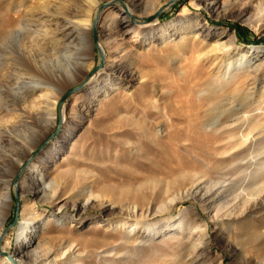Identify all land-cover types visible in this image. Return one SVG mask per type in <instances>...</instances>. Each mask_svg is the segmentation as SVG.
I'll use <instances>...</instances> for the list:
<instances>
[{"label": "rangeland", "instance_id": "1", "mask_svg": "<svg viewBox=\"0 0 264 264\" xmlns=\"http://www.w3.org/2000/svg\"><path fill=\"white\" fill-rule=\"evenodd\" d=\"M11 1L24 28L7 51L37 63L58 104L52 124L46 92L17 97L0 82V192L9 201L0 210V264L31 263L44 246L50 264H264V164L252 143L236 146L223 127L230 110L264 126V0H219L215 9L203 0ZM128 6L136 12L125 18ZM90 12L93 24L80 33L52 20ZM155 20L164 33L144 34ZM28 28L74 37L78 54L58 59L44 36L31 42ZM232 40L230 59L215 63L211 46ZM114 57L110 78L91 81ZM37 94L34 119L24 107ZM194 166L204 170V202L159 209L166 196L150 180L165 184ZM51 186L55 200L45 193ZM26 202L42 211L38 222L25 223ZM152 205L135 242L129 220Z\"/></svg>", "mask_w": 264, "mask_h": 264}, {"label": "bare ground", "instance_id": "2", "mask_svg": "<svg viewBox=\"0 0 264 264\" xmlns=\"http://www.w3.org/2000/svg\"><path fill=\"white\" fill-rule=\"evenodd\" d=\"M88 1L93 2L94 0H88ZM203 1H204L203 2L204 6L207 9H211V8L215 9L219 4V0H203ZM237 1L241 2L243 5H246L248 3L247 0H237ZM12 4H13V2L11 0H0V11H3V13L5 15V17L1 16L2 18L0 20V61H1L0 62V82L4 81L5 82L4 85L6 86V89L9 92H14L17 97L22 96V94H24V93H27L28 95L31 96L37 92H43V91L46 92L47 99H46L45 103L47 104L48 107H50V110H51L50 121L52 124H55L56 123V109H57L58 99L51 100L52 96L49 95L50 92H55V90H56L55 86L49 81V79L46 76L41 75L39 73V71H40L39 66L37 65V63L34 60L28 61V62L23 61L22 59H20V56L15 57L12 55V52L8 53V51H7V46H6L7 43H9L10 40L15 38L17 34L19 35L20 32L24 28L22 25H20L19 28H16L15 19L11 15V10L14 6ZM43 7L48 12H50V7L48 4H44ZM19 10H20V8H19ZM20 12H22V11H20ZM135 12H136V9H134L131 6H128V8L126 10L125 18H130V15L134 14ZM48 16H50V15H48ZM52 20H55L57 29H59V30L65 29L67 27V23H70V24H73L75 28H77L79 33L84 32V30H86V28L91 27L93 24L92 18H91V12H90V14L87 15V17L82 18L79 21L73 20L72 18H69L66 15L62 19L61 18H52ZM187 21H189V19L181 20L183 27H185V25L187 24L186 23ZM157 24H158L157 20L146 23L143 26L145 28L144 34H149V33L151 34V33H154L156 31L158 32L161 30H162V33H164V30L163 29L160 30V28L157 27L158 26ZM171 25L174 26L175 23L173 22V23H171ZM28 30L30 31V38H31V42H33V43H35L36 40L39 39V36H44L43 39H48L46 41L47 46L51 47L52 54H55L58 57V59H60V60L70 59L74 55L78 54V52L74 51L76 44H77V40L74 41V37H72L68 41H66L62 37L57 38L55 36H51V34L48 30H41L39 28L38 29L28 28ZM137 33L140 36L139 30L137 31ZM142 37H143V35H142ZM233 44H234L233 40L229 41V42H225V41L218 42V41H216L211 46L212 47L211 48V52H212L211 56H213L214 60H216L215 63L228 61L230 59L231 55L234 53ZM100 45H101L103 51H105L104 43L101 42ZM121 47H122V44L118 42L117 45L114 46V49L117 51V50H120ZM254 49H259V47H254ZM210 53H209V55H210ZM203 56H205V55H203ZM116 57H118V56H116ZM116 64H117V60L114 57L112 64L108 63L105 66V68L98 70L92 76L91 81H93L95 83L99 82L101 80L102 76H107L106 79L108 80L110 78L109 68L115 66ZM258 69H260V67H256L257 71H258ZM249 72H251V70ZM2 90L0 89V92ZM42 96H43V94H37L35 97H32V100L30 99L32 102L27 104L26 107H24V113L28 114L29 117H32L34 119L37 118L36 113L39 111V109L41 107L39 98ZM235 109H237V108H235ZM244 110H245V108H244ZM240 111H242V110H240ZM240 111H237V110L227 111L225 113V116H224L223 127H226V128L229 127V128L233 129V133H232L231 137L238 140L236 143L237 144L236 146L239 147L241 145L247 144L248 142L252 143L253 147H254L253 150L256 152L257 156H261V160L263 161V164H264V141H263V143L261 142V140H263V138H264V126L261 124L262 121H261V123L256 122V121L252 122V118L255 119V117H253V115H252V117L249 114L244 115ZM244 125H248V126L251 125L250 130L249 131L247 130L246 133H243V132L239 133V131L241 132V128ZM231 140H234V139H231ZM12 141H16V140L12 139ZM195 155H197V154H195ZM197 159H198V157H197ZM258 159H260V158H258ZM198 169H199V167L196 168V166H194V169H192V170H189V169L186 171L183 170V172L176 175V177L174 179L167 180L165 182V184H161V181L157 178L151 179L150 182L154 186V188L156 189L157 187H159L158 189L160 191L158 193L160 195L163 194L164 197L166 196V198H163L162 202L158 205V208L162 209V210L172 208V206L175 203H177V201L184 200V199L190 198V197H196V198L198 197L199 199H201L202 202H204L203 196H205L206 192H207V191H205L202 193V191L205 188V184H204L205 183V177L202 174L203 173L202 171H204V170L199 169V170H201V171H199ZM177 185H178V187H177ZM8 193H9L8 197H10V199L12 200V194H11L9 187H8ZM45 193L49 194V197L52 200H55L58 198V189L56 187H53V186L49 187L48 189H46ZM199 194H201V197L199 196ZM7 206H9V201L6 199L5 195L1 194V192H0V210L7 207ZM152 209H153V205L148 207L147 212L145 210H141V212H139V214L136 216V218L132 217L129 220V221H131L130 226L134 227L133 230L135 232L132 235L133 237L131 238V239H133V241H135L134 239L138 238V236H139V231H137V230L142 229L146 226L143 219H141L142 216L145 215V213L148 214L149 211H151ZM22 215H23V218L25 219V223L31 224V222L36 223L40 220L39 217L42 215V211L37 210L36 204H30L29 205L26 202L24 204L23 209H22ZM124 223H126V220L123 221L122 225ZM172 225L173 224H169L170 227ZM183 228H184V226L180 225V226H178V228H175V229L182 230ZM146 229L149 231V233H154V234L160 233V231H163L164 233L166 232V230H159V227H156L154 225H149V227ZM132 232L133 231H130L128 234H131ZM0 235H1V231H0ZM73 246L72 245L69 246L63 252V254H65L68 250H71L73 248ZM138 246H139V244L137 245V247ZM205 247H206V245L204 244L201 248L202 249L201 251H203ZM52 251H53L52 248H50L49 246L48 247L44 246L43 248L33 249L32 250V252H33L32 254L34 255L33 260L31 263H28V264H35V263H37V264H50L51 261H49V262H46V261L48 259V256L52 253ZM20 264H27V262L22 261V263H20Z\"/></svg>", "mask_w": 264, "mask_h": 264}, {"label": "water", "instance_id": "3", "mask_svg": "<svg viewBox=\"0 0 264 264\" xmlns=\"http://www.w3.org/2000/svg\"><path fill=\"white\" fill-rule=\"evenodd\" d=\"M1 249V248H0Z\"/></svg>", "mask_w": 264, "mask_h": 264}]
</instances>
